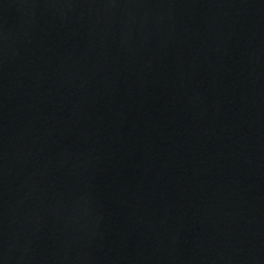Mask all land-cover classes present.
<instances>
[{
	"label": "water",
	"instance_id": "95a60500",
	"mask_svg": "<svg viewBox=\"0 0 264 264\" xmlns=\"http://www.w3.org/2000/svg\"><path fill=\"white\" fill-rule=\"evenodd\" d=\"M0 264H264V0H0Z\"/></svg>",
	"mask_w": 264,
	"mask_h": 264
}]
</instances>
